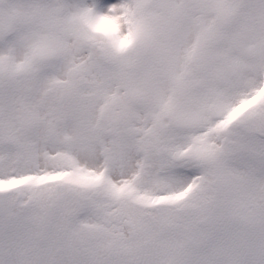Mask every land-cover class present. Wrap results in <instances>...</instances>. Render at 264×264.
Here are the masks:
<instances>
[{"label": "snow or ice", "instance_id": "6c2138e0", "mask_svg": "<svg viewBox=\"0 0 264 264\" xmlns=\"http://www.w3.org/2000/svg\"><path fill=\"white\" fill-rule=\"evenodd\" d=\"M0 264H264V0H0Z\"/></svg>", "mask_w": 264, "mask_h": 264}]
</instances>
